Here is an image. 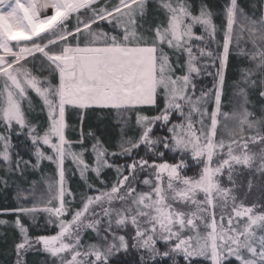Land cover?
Here are the masks:
<instances>
[{"label": "snow or ice", "instance_id": "6c2138e0", "mask_svg": "<svg viewBox=\"0 0 264 264\" xmlns=\"http://www.w3.org/2000/svg\"><path fill=\"white\" fill-rule=\"evenodd\" d=\"M154 2L164 16L155 26L147 20L149 0H0V122L9 131L14 123L22 131L27 129L36 160L32 168L39 169L42 161L55 165V175L42 181V191L32 182L17 191L15 208L0 209V216L15 217L13 221L0 219V227L10 226L20 237L14 245V264H27L25 256L30 251L47 254L51 264H109L110 257L128 250L129 241L132 248L146 251L147 257H140L141 264H154L158 257L170 255L174 260L181 254L186 264L198 257L209 259L211 264H224L230 258L239 264H264V203L246 204L248 192L236 180L242 169L264 177V116L256 118L247 107L248 89H264V0L259 16L245 12L238 0H228L222 13L214 12L204 0L196 13L191 0ZM47 9L54 10L53 14L41 18V11ZM73 15L76 23L69 30L67 25ZM217 15L224 17L219 28ZM102 22L110 24L119 35L99 29ZM92 25H97L98 30H93ZM197 26L202 29L200 35L194 32ZM218 30L223 32L222 53L200 47L206 37L214 40ZM245 36L251 45L249 51L239 47ZM34 37L47 42L38 43ZM12 42L18 51H13ZM29 43L31 46H26ZM230 46L237 48L236 54L246 57L251 65L241 70V78L234 84L236 108L231 114L221 113ZM165 48L173 53L175 63ZM36 53L43 58L37 71L47 67L56 73V84L48 77L38 78L21 63H28L27 57L35 60ZM182 57L186 58L181 63ZM203 58L219 62L211 90L215 110L208 115V124L203 117L209 92L201 91L196 96L192 83L193 76L207 67L198 66ZM177 71L183 75H177ZM30 91L41 101L46 126L26 117L22 102H28L32 114ZM260 95L264 97V91ZM158 97L162 108L157 105ZM141 106L155 107L158 114H141ZM68 107L115 109L122 113L136 109L137 138L126 137L124 117L120 151L109 152L94 137V166L89 165L84 159L87 149L83 147V131L79 141L66 138ZM173 114H178L179 122H173ZM194 114L201 117L195 123ZM221 115L233 125L225 123L221 128V135L227 132L230 138L227 144L217 139V117ZM158 123L170 125L166 127L168 136L154 138ZM246 130L256 134L245 137ZM9 139L0 135V158L10 173L23 176L21 163L26 169L30 162L23 161L18 153L17 159H12ZM74 143L79 151L74 150ZM44 146L50 154L43 150ZM141 147L158 157L164 156V152L156 151L159 147L181 157L190 155L203 167L196 175L188 176L182 174L188 167L184 159L150 164L141 157L125 166L108 163L114 156L131 157ZM66 160L72 162L82 179L89 171L99 178L104 168L115 167L116 180L107 191L88 185L98 194H83L77 201L67 186ZM147 169L152 170V179L145 178L142 183L150 190L137 191V176ZM225 169L229 186L222 185L219 179ZM0 183L7 185L6 180ZM252 187L249 179L247 188ZM197 194H203L204 199L197 200ZM74 202L80 207L73 208ZM39 214H46V227L56 226L54 235H31L29 224L37 227ZM69 215L70 219H66ZM129 226L133 234H118L117 230ZM87 230L96 233L98 242L82 241ZM158 240L168 244L167 251H159Z\"/></svg>", "mask_w": 264, "mask_h": 264}, {"label": "trees", "instance_id": "16d2710c", "mask_svg": "<svg viewBox=\"0 0 264 264\" xmlns=\"http://www.w3.org/2000/svg\"><path fill=\"white\" fill-rule=\"evenodd\" d=\"M115 3V0H112ZM205 3L216 13H222L224 6L228 3V0H204ZM193 6V12L196 13L201 0H191ZM238 4L240 7L247 12L248 14H252L255 12L257 16L260 14V5L261 0H238ZM75 16V15H74ZM73 16V17H74ZM74 19H70V22L67 25V28L71 30L73 25L75 24ZM164 19L163 13L158 10L157 4L154 0H149L147 5V20L151 22L153 26L159 23ZM223 15H217L215 17V22L219 28L220 25L223 23ZM93 30H98L97 25H92ZM99 29H102L104 32L110 35H119V31H113L112 26L110 24L101 23L99 25ZM194 32L197 35L202 34V29L200 27L194 28ZM69 40L72 41V38L69 37ZM223 41V32H217L214 40H209L207 37L205 38V42L200 44V47L206 48L208 51H212L214 54L222 53V44ZM74 44V41H73ZM240 48L244 49L245 51H249L251 49L250 43L247 41V37L245 36L239 45ZM165 51L168 52V55L171 60L175 63V57L172 52H170L167 48ZM195 51V49H194ZM238 49L234 46H230V53L228 58V65L225 71V84L223 89V96H222V103H221V113H229L231 114L233 110L236 108V96L235 92L237 91L234 88V84L240 80L241 78V70L250 67L249 61L246 57L242 55H237ZM197 55H199L197 53ZM186 57L181 58V63L183 59ZM27 61H29V70L32 71L33 75H36L38 78L43 79L44 77H48L53 84L58 82V75L54 72H50L47 70V67L44 71H37V68L41 64L43 58L41 54H35V60L32 57H27ZM45 66L47 65L46 61H43ZM24 63V61H22ZM207 65V67H202V70L198 76H193L192 83L195 84V95L199 96L201 91L209 92V99L207 104L205 105V115L203 117L204 123L208 124V115L215 110L214 100L211 96V90L214 87L216 82L215 80V73L219 68L218 60L203 58L198 66ZM177 75H183L182 72L177 71ZM253 79H257V77H253ZM264 91V89L260 88L259 86L255 88L248 89V111L252 112L256 118H260L264 116V97H261L260 92ZM28 95L31 97V113L29 114L28 111V102L25 101L22 105L25 108V114L28 120L32 123H36L37 121L40 122L41 125L46 126V116L44 113L40 112V99L33 93L29 92ZM157 105L159 107H163L162 100L158 97L157 98ZM158 111L156 109V115ZM178 114H173L172 120L173 122H179L177 119ZM201 119L199 114H194L193 122L199 121ZM220 122H224V118L220 116ZM166 127H170V125L165 126L162 123H158L155 127L156 135L155 137L160 136H168L169 133L166 131ZM27 129L23 131L19 128L18 125L15 123L12 126V129L6 130L3 126V123L0 122V135L8 136L9 139V152L12 155V159L16 160V154H19V157L22 158L23 161L30 162L29 166L25 169L24 164L21 163V171H23V176L19 174L10 173L8 170V165L0 158V181H7V185L0 183V209H11L17 206L16 195L17 191L22 188L29 187L32 182L37 183V190L42 191L43 185L42 181L46 177L54 176L55 175V165L51 164L48 161H42L40 164L39 169H34L31 165L36 163L35 157L32 154L34 151V147L31 143L30 138L26 135ZM20 133L17 135L16 133ZM256 133L251 130H246L244 132L245 137H250L255 135ZM217 139H224L226 144L229 142V136L224 133L221 135L220 129L217 130ZM238 139V138H237ZM93 143H84L83 147L87 149L84 154V159L86 163L89 165L94 166V154L91 151ZM103 145L109 150V152H119L120 148L118 147L119 143H103ZM128 147V145H125ZM252 145L250 144V148ZM73 148L76 151H79L80 148L75 143L73 144ZM2 145H0V151H2ZM44 151L50 154V149L47 146H44ZM255 150V149H253ZM156 151L164 152L163 157H158L154 153H149L144 147L139 148L138 150L133 151L131 157H124V156H114L109 158L108 163L112 165L118 166H125L132 162V159H139L143 157L144 159L149 160L151 164L152 161L156 163H161L167 161L168 163H176L179 159H184L185 163L188 165L187 169L184 170L182 174L188 176L196 175L200 169L203 167V163L197 164V162L190 157V155L178 156L169 151H166L162 147L156 149ZM226 152V149H225ZM234 154H238L234 151ZM226 158V157H224ZM65 170H66V180L67 186L71 188L73 194L76 196V200L78 201L80 196L83 194L92 195L98 194L94 191H90L88 185H92L94 189H101L102 191H107L110 189V186L115 182L117 177V172L115 167L113 168H104L101 172L99 178L95 176V174L89 171L84 179L80 177L79 171L76 167L72 164L70 160L65 161ZM151 169H147L144 172H139L137 176V182L135 183V187L137 191H146L148 190V186L143 185L142 181L145 178L152 179L150 175ZM242 175L237 177V183L242 185L243 191L248 192L250 195L248 198L251 203L254 202L255 194L261 193L263 197L260 198L259 202L256 203H264V192L261 191V186L264 185V177L260 175H252L250 171L247 169L241 170ZM125 175L128 174L127 171L124 173ZM220 182L224 186H229L227 182V169H225L224 174L220 176ZM249 179L252 180L253 187L251 190H248L247 184ZM103 181V183H101ZM67 199V198H66ZM197 200H203V194H197ZM256 201V200H255ZM56 206V205H52ZM117 207L119 205H116ZM80 205L77 202L73 203V208H79ZM194 210V208L192 209ZM218 211V209H217ZM45 218L46 214H39L36 220L37 227H33L29 224L30 233L32 236H39V235H54L58 229L56 226L49 225L45 226ZM66 219H70V215L65 217ZM0 219H5L8 221H13L15 217L13 215L7 216H0ZM23 219V218H22ZM25 223H28V220H25ZM103 228V224L101 225ZM130 230L132 229L131 226L128 227ZM120 235H124L125 230H117ZM20 239L18 232L13 229L12 227H0V264H14L16 259L15 252H14V245ZM82 241L87 244L88 243H96L98 242L96 233L93 230H87L84 232ZM130 246L127 251L121 250L116 255L110 257L109 262L110 264H141L140 260V251H136V249L131 247V241H129ZM25 260L27 264H51L52 258H50L47 254L43 252H29L25 256ZM176 264H186V261L183 255H178L174 257ZM173 255H170L167 258H157L154 264H174ZM191 264H211V261L207 258H192ZM224 264H239V262L235 258H230L224 262Z\"/></svg>", "mask_w": 264, "mask_h": 264}, {"label": "rangeland", "instance_id": "374dc122", "mask_svg": "<svg viewBox=\"0 0 264 264\" xmlns=\"http://www.w3.org/2000/svg\"><path fill=\"white\" fill-rule=\"evenodd\" d=\"M24 2V0H22ZM52 9L42 10L40 15L41 18H43L45 15H51L53 14ZM74 16V15H73ZM74 17H71L70 19H73ZM74 22L76 23V20L74 19ZM44 34H42L43 36ZM38 43L44 44L46 43V39H38L33 38ZM13 51H18V48L16 47L15 42H12ZM25 46V45H22ZM26 46H31V43L27 44ZM75 46V44H73ZM83 46V45H81ZM48 50V49H46ZM55 50V49H53ZM40 54V53H39ZM0 55H3V50L0 49ZM10 57H6V59H9ZM22 63V61H21ZM26 68L29 69V62L28 63H22ZM24 102H22L23 105ZM141 114L144 115H156V108L152 106H141L139 109ZM136 112L137 110L134 109L132 111L128 112H119L115 109H101V108H89L84 110H78L73 107L66 108V122L68 124V127L65 130L66 138L70 141L76 142L79 141L81 138V131H83L84 134V143H95V138H99V140L102 143H120L121 140V121L124 117L127 118V125L124 128V131L126 133V137L136 139L138 130L135 126V118H136ZM81 116H83V122L81 123ZM218 121L220 122V116L217 117ZM228 123L229 127H232L231 121H225L220 122L218 124V129H220L222 126ZM217 129V130H218ZM89 132H91L93 135L89 136ZM156 131L154 129V138ZM227 134V132H225ZM215 164V159L214 162ZM149 191L150 188H147ZM243 190V188H242ZM95 195V194H92ZM239 195V193H237ZM250 195H248L249 197ZM263 197L261 193L255 194L253 201L256 203L259 202L260 198ZM249 198L245 201L246 204H250L251 202L248 201ZM256 200V201H255ZM31 206V205H26ZM42 206V205H41ZM216 211L217 218H219V211ZM129 229V228H127ZM124 235L128 237L130 234H133V229L126 230L124 229ZM187 231V230H185ZM86 232V231H85ZM203 232V229H202ZM119 235L121 233H118ZM192 234V233H189ZM88 243V242H87ZM156 247L159 249L160 252H164L168 250V244L164 241H157ZM140 251V257L143 255L147 257V253L145 250L142 249H136V251ZM182 255V254H181ZM110 264V262H109ZM118 264V263H117Z\"/></svg>", "mask_w": 264, "mask_h": 264}]
</instances>
